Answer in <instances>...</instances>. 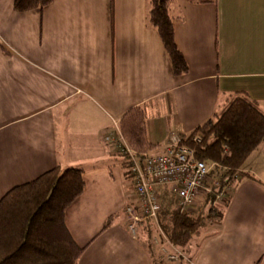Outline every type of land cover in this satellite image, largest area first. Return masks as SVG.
Masks as SVG:
<instances>
[{"label": "crops", "instance_id": "0c3cea01", "mask_svg": "<svg viewBox=\"0 0 264 264\" xmlns=\"http://www.w3.org/2000/svg\"><path fill=\"white\" fill-rule=\"evenodd\" d=\"M13 1L0 0V198L52 168H80L83 190L64 213L84 247L76 264H152L127 228L124 160L102 136L143 106L157 154L236 92L264 110V0H172L182 74L148 24L147 0H52L27 12ZM238 176L186 264H264V142Z\"/></svg>", "mask_w": 264, "mask_h": 264}, {"label": "trees", "instance_id": "16d2710c", "mask_svg": "<svg viewBox=\"0 0 264 264\" xmlns=\"http://www.w3.org/2000/svg\"><path fill=\"white\" fill-rule=\"evenodd\" d=\"M207 2L213 0H195ZM52 0H14L18 12L42 9ZM148 24L158 32L174 74L187 71L186 62L174 41L169 6L172 0H147ZM146 115L143 106L129 108L120 118L119 129L128 146L137 153L151 150L146 137ZM194 157L212 164L209 177L218 184L208 185L205 199L193 211L175 207L167 188H159L161 211L158 223L164 236L184 253L189 252L193 238L214 217V203L223 187L232 183L250 153L264 142V110L245 92L230 96L224 106L186 136ZM198 138L199 142L193 141ZM123 158V157H122ZM124 167L125 162L123 163ZM126 169V168H125ZM126 176H129L125 170ZM237 179L232 188L237 184ZM84 187L82 170L52 168L34 180L15 186L0 198V264H76L84 247L70 235L65 222L66 208ZM222 204L227 202L223 197ZM210 207L205 210V204ZM219 219V218H218ZM112 218H108L104 227ZM145 247H151L152 264H172L155 254L152 242L155 231L149 223L141 225ZM213 230V229H212ZM210 232L204 234L202 238ZM201 238V239H202ZM203 240V239H202ZM176 264H184L179 257Z\"/></svg>", "mask_w": 264, "mask_h": 264}, {"label": "built area", "instance_id": "2783aa9c", "mask_svg": "<svg viewBox=\"0 0 264 264\" xmlns=\"http://www.w3.org/2000/svg\"><path fill=\"white\" fill-rule=\"evenodd\" d=\"M186 138L177 132H170L162 152L148 154L137 153L128 146L120 132L119 122L114 121L113 128L102 136L104 142L123 157L131 179L134 197L124 208L128 231L135 236L142 224L149 223L156 233L152 242L158 255L171 260L182 255L179 252L169 254L167 251V246L171 248L174 245L159 227V188H167L174 206L189 212L195 204L204 200L209 184H218L217 180H210L211 165L194 157L193 149L185 142ZM193 141L199 142V139L194 138ZM238 175H234L233 182L238 179ZM231 188V183L223 187L219 202L230 193Z\"/></svg>", "mask_w": 264, "mask_h": 264}, {"label": "rangeland", "instance_id": "374dc122", "mask_svg": "<svg viewBox=\"0 0 264 264\" xmlns=\"http://www.w3.org/2000/svg\"><path fill=\"white\" fill-rule=\"evenodd\" d=\"M116 153V152H115ZM207 165H211V167L213 166L212 164H207ZM238 180V179H237ZM239 181V180H238ZM238 181H237V183H238ZM235 182V181H234ZM234 182H232L231 183V186H232V184L234 183ZM234 188V187H233ZM231 192H232V188H231V191H230V193L228 194V195H226V197L228 198L229 197V195L231 194ZM205 199V198H204ZM199 204H201V202H199V203H197V204H195L194 206H193V208L194 209H196L197 208V206L199 205ZM214 205H215V208H216V211L215 212H221V205H223L222 204V202L220 201L219 202V200H217L215 203H214ZM210 207V203H206L205 204V210H207L208 208ZM194 209L192 210L193 212H194ZM218 218L219 217H214V219H211L210 221H208L207 223H206V225H205V227L204 228H202L200 231H199V233H198V236H195L194 238H193V241H192V244H191V246H190V248H189V252H187V253H184L180 248H178L177 246H175L174 245V247H171L170 248V246H167L166 248H167V251H168V253L170 254V252H175V253H177V252H179V253H181V255L182 256H180V258L182 259V261L184 262V264H186L187 262H188V260H189V258H190V256H192L193 254L192 253H194L195 251H196V249H197V247H198V245L201 243V241H202V236L204 235V234H206V233H208V232H210V231H212V229H215L217 226V222H218ZM142 230H141V226L138 228V230H137V233H136V238H138V239H140V238H143L144 239V236H142ZM156 233H153V236L155 235ZM153 236H152V239H153ZM202 238V239H201ZM166 261H168V262H173L172 264H176V262H177V260L179 259V257H176V258H174L173 260H171V259H169V258H164Z\"/></svg>", "mask_w": 264, "mask_h": 264}]
</instances>
